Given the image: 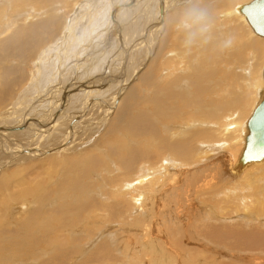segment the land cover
I'll return each instance as SVG.
<instances>
[{"label": "bare ground", "instance_id": "6f19581e", "mask_svg": "<svg viewBox=\"0 0 264 264\" xmlns=\"http://www.w3.org/2000/svg\"><path fill=\"white\" fill-rule=\"evenodd\" d=\"M129 1L0 0V264H264V157L240 162L264 96L252 0ZM193 6L209 26L187 44ZM133 8L155 19L132 48ZM39 157L46 174L18 165Z\"/></svg>", "mask_w": 264, "mask_h": 264}, {"label": "rangeland", "instance_id": "374dc122", "mask_svg": "<svg viewBox=\"0 0 264 264\" xmlns=\"http://www.w3.org/2000/svg\"><path fill=\"white\" fill-rule=\"evenodd\" d=\"M125 1V0H124ZM129 1V0H128ZM129 2H131V1H129ZM242 2H243V4H245L244 3V1H240V3L242 4ZM101 4H95V9L97 10V11H99L98 10V7L100 6ZM94 7L93 6H88V8H86L85 10H83V13L80 15L82 18H79V19H77V21L75 22V25H74V28H73V31H72V36L73 37H71L72 39L74 38V43H76L75 45H71V47H72V49L75 47V49H73V50H76L77 48L79 49L80 47V49H81V52H82V49H83V52L82 53H84V50H85V52L86 51H88L91 47H89L90 45H87L88 44V39H90L91 37H93L94 38V40H97L96 38H98V42L100 41V39H101V37H102V33L101 32H99L98 33V30L96 31V33H97V35H95V30H94V28L92 29V30H90V26H87L88 25V22L91 20V17H92V15H93V13H94V15L96 16V18H98L99 16H101V14L99 13V12H97L95 9H94ZM140 8V7H139ZM139 8H133L134 9V11L133 10H130V11H128V12H125V13H123L122 12V16H121V21L124 23V24H127V26L128 27H132L133 28V31L128 35V37L127 38H129L128 39V41H127V44H129V45H132V48L134 47V46H136V45H145L143 42V34L140 32V31H142V28H143V26H148L149 25V23L151 22V21H154V19H155V14H154V9H148L147 11H141V9L139 10ZM91 11H90V10ZM99 9H100V7H99ZM137 10V11H136ZM139 10V11H138ZM90 11V12H89ZM137 12V13H136ZM143 12V13H142ZM97 14V15H96ZM130 14V15H129ZM147 16H146V15ZM148 14H149V16H148ZM151 14V15H150ZM93 15V16H94ZM137 15V16H136ZM130 16H133V17H131V18H133L132 20L130 19ZM86 18V19H85ZM135 18V19H134ZM138 18V19H137ZM141 18H142V20H141ZM125 19H127V21L125 20ZM137 19V20H136ZM87 20H89V21H87ZM125 20V21H124ZM131 21V22H130ZM142 21V22H141ZM86 22V23H85ZM78 23V24H77ZM129 23V24H128ZM77 24V25H76ZM135 24V25H134ZM85 25H86V27H85ZM84 27V28H83ZM88 27V28H87ZM141 27V28H140ZM81 28H83V29H81ZM138 28V29H137ZM75 29V30H74ZM76 32V33H75ZM82 32H84V38L85 39H82L80 36H81V33ZM139 32H140V34H139ZM91 33H93V34H91ZM74 34V35H73ZM143 36H142V35ZM101 35V36H100ZM141 35V36H140ZM140 37V40L141 41H143L141 44H138L139 43V41H137V39ZM82 40V41H81ZM83 40H85V41H83ZM130 40V41H129ZM154 41H155V38L153 39ZM140 41V42H141ZM132 42V43H131ZM138 42V43H137ZM131 43V44H130ZM135 43V44H134ZM155 43V42H154ZM80 44V45H79ZM88 46V47H87ZM98 48H99V46H101V44H98V45H96ZM93 49V48H92ZM114 51H115V49H113V50H111L110 51V53H109V60H110V62H112V63H114V65L115 66H117V61L116 62H114V56L116 57V59H118L117 57H118V55H117V53L115 54L114 53ZM55 52V51H54ZM55 55H53L52 57L53 58H58L57 56L58 55H56V54H58V52L56 51L55 53H54ZM73 54V52H71L70 53V55H72ZM114 54V55H113ZM69 55V56H70ZM68 55H67V59L66 60H70L69 58H71L72 59V57H69ZM113 56V57H112ZM106 57L107 56H104L103 57V59H101L100 60V64H102V63H104V62H106ZM105 59V60H104ZM57 60L58 59H56V62H57ZM113 60V61H112ZM133 61H132V64L133 65H135V62H134V59H132ZM70 61H73V59L72 60H70ZM102 61V62H101ZM96 65V64H95ZM98 68V67H97ZM113 70V72H115V73H117L118 72V70H116L115 68H113L112 69ZM69 75H71V74H69ZM69 77V76H68ZM83 83H85V81H83V82H81V84H83ZM27 84L25 83V85H23V87H25ZM22 87V88H23ZM72 94V93H71ZM76 94V93H75ZM84 100V99H83ZM82 100V101H83ZM246 110H247V112L249 113L250 112V110H251V107H247L246 108ZM79 113V112H78ZM97 116H92L90 119L91 120H93L94 118H96ZM89 119V120H90ZM92 125V124H91ZM10 150V151H9ZM8 150V154H11L10 152H11V149H9ZM30 159H31V161H30ZM34 159H32V158H29V159H25V161H24V163L22 164V163H20V164H18L20 167L21 166H23V168H27V167H29L27 170H28V172L30 171V172H32V173H38V174H46L45 172V168H42V166L44 165V163L43 162H41L40 160V157L39 158H36V160H34ZM262 161V160H261ZM32 162H33V164H32ZM40 162V163H39ZM39 164H41L40 165V167H39ZM29 165V166H28ZM35 165V166H34ZM35 168H36V170H35ZM33 169H34V171H33ZM174 170V169H173ZM8 171H10V170H1V172H0V174L1 173H3V172H8ZM37 171V172H36ZM45 171V172H44ZM33 175V174H32ZM46 177V176H45ZM87 186H88V184H87ZM86 186V187H87ZM159 189H161V192H159V193H157V198L159 199V202L161 201V199L162 200H164L165 199V196H166V193L164 192V188L162 187V188H159ZM15 190L16 191H18L19 192V190L17 189V188H15ZM22 194H24V193H22ZM21 194V195H22ZM33 197H20L19 199H15V200H13V201H10V203H12V204H15L16 202H20V201H24V200H30V201H32L31 199H32ZM97 198H98V196H97ZM99 199V198H98ZM199 200H200V198H199ZM201 201V200H200ZM209 203V205L210 206H212L211 204H210V202H208ZM213 208H214V210H216L215 209V205L214 206H212ZM148 208H150V207H148ZM149 210H153V208H150V209H147L146 211H149ZM165 219L164 220H166V218H168L169 219V216H165L164 217ZM23 220V219H22ZM161 220H162V217H161ZM7 223L10 225V226H14V227H16L17 225L15 224H11L10 222H9V216H8V219H7ZM135 224H137L136 222L133 224V225H135ZM136 226V225H135ZM137 227V226H136ZM162 227H163V230L166 228V223L165 224H163L162 225ZM112 232V231H111ZM95 235H96V233H95ZM95 235H93L92 236V238H94L95 237ZM193 245V244H192ZM77 247L79 248L78 249V254H80V253H82V255L80 256V258H82V257H84L88 252H90V250H93V249H95L96 247H97V244L96 245H87L86 244V242L85 241H81V244L80 245H77ZM10 252V249H5L3 252H1L2 253V255L4 256V254L6 255V254H8ZM0 253V254H1ZM0 257H1V255H0ZM121 258V257H120ZM165 258V257H164ZM11 258H8L6 261H5V259L3 258V260H2V262H4L5 264H10L11 262V260H10ZM0 262H1V260H0ZM73 264H75L74 262H73Z\"/></svg>", "mask_w": 264, "mask_h": 264}, {"label": "water", "instance_id": "95a60500", "mask_svg": "<svg viewBox=\"0 0 264 264\" xmlns=\"http://www.w3.org/2000/svg\"><path fill=\"white\" fill-rule=\"evenodd\" d=\"M254 32L264 37V0H252L241 8ZM264 77V71H263ZM245 148L241 164L258 161L264 157V96L248 120Z\"/></svg>", "mask_w": 264, "mask_h": 264}, {"label": "clouds", "instance_id": "9594fccd", "mask_svg": "<svg viewBox=\"0 0 264 264\" xmlns=\"http://www.w3.org/2000/svg\"><path fill=\"white\" fill-rule=\"evenodd\" d=\"M208 15L207 12L198 7H190L184 13L180 21L179 27L187 32L186 43L191 44L197 38L202 36L208 30ZM233 42V37L228 36L222 42V49L230 46Z\"/></svg>", "mask_w": 264, "mask_h": 264}]
</instances>
